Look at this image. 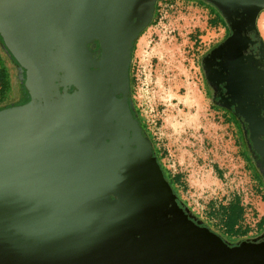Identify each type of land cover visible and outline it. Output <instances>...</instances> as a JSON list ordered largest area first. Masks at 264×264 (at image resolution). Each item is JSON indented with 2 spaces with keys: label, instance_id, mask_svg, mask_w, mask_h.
Instances as JSON below:
<instances>
[{
  "label": "water",
  "instance_id": "95a60500",
  "mask_svg": "<svg viewBox=\"0 0 264 264\" xmlns=\"http://www.w3.org/2000/svg\"><path fill=\"white\" fill-rule=\"evenodd\" d=\"M156 1L0 0V36L32 96L0 111V264H264V242L232 245L180 211L168 217L158 164L117 136L139 129L115 93L128 90L129 49ZM210 1L233 30L211 54L228 48L236 23L256 30L264 9ZM93 38L109 46L98 71L88 70ZM58 78L79 96L56 99Z\"/></svg>",
  "mask_w": 264,
  "mask_h": 264
},
{
  "label": "rangeland",
  "instance_id": "374dc122",
  "mask_svg": "<svg viewBox=\"0 0 264 264\" xmlns=\"http://www.w3.org/2000/svg\"><path fill=\"white\" fill-rule=\"evenodd\" d=\"M155 6L133 52L134 104L162 166L170 175H181L175 187L180 198L210 230L229 243L238 242L242 236L224 232L221 208L240 201L239 227L253 236L264 229L258 225L264 200L241 152L235 123L212 105L205 89L202 56L224 26L211 23L213 13L194 0H157ZM257 26L264 41V9ZM4 85L3 104L15 95L10 82Z\"/></svg>",
  "mask_w": 264,
  "mask_h": 264
},
{
  "label": "flooded vegetation",
  "instance_id": "af4514ba",
  "mask_svg": "<svg viewBox=\"0 0 264 264\" xmlns=\"http://www.w3.org/2000/svg\"><path fill=\"white\" fill-rule=\"evenodd\" d=\"M194 1L202 3L213 13V15L216 14L220 16L221 19L223 18L221 20V23L224 26L222 35L202 56L201 71L205 89L212 105L222 109L235 123V126L239 131L238 142L241 147V152L244 159L247 161L253 176L260 184L262 198H264V47L262 46V42L264 43V41L260 36L257 26V18L263 9L257 15L256 30L246 29L243 31V27L246 24L236 23V34L234 40L230 41L228 48L224 46L222 48L223 50L211 54L214 49L218 48L232 35L233 30L217 6H215L210 0ZM245 21H249V19ZM238 30L240 31L238 32ZM261 31L263 32V25H261ZM140 34L138 36H140ZM137 38L134 41L133 46L129 49L130 60L127 68L129 82L128 90L127 92H116L115 98H125L129 113L131 117L136 120L139 129L138 132H136L132 127H122V131L119 128L115 131L119 138L121 137L120 134L123 135L121 138H124L126 145L134 149L141 147L139 149L143 153H148L158 164L159 169L161 170L162 180L170 188V191L166 195L168 208L171 210L167 213L168 217H172L180 211L186 216L188 221L200 227H207L200 217L191 211L187 206V203L182 201L177 190L174 191L173 187L167 180L165 173L158 162V155L154 149L155 147L134 104L131 93L130 69L134 52L133 49L135 48ZM86 49L90 62L88 70H100L99 64L109 49L107 42L100 38H93L86 42ZM0 51L10 68H12L14 78L13 91L15 92V95L11 96L5 105H3V103L1 104L2 106L0 105L1 111L5 108L23 105L31 101L32 96L26 86V68H24L4 46L1 36ZM203 65H206L210 76L209 80L206 77ZM63 74H67L65 69L59 71V76ZM55 83L58 84V96H55L56 99L75 98L79 96L80 89L74 82L61 84V78H58V80H55ZM32 84L35 85L33 86V89L34 87L36 88L34 91L35 96H42V93H46V91H41V93L38 92V90H41L42 88L36 85L35 82ZM108 86H111V83H109ZM50 87L51 83H49L47 88L50 89ZM116 121V117L111 118L112 123H115ZM106 141H109V138H107ZM122 146L123 145H121V147ZM126 155L129 158L131 153L127 152ZM110 197L111 199L116 198L113 194H111ZM176 211H178V213ZM242 241L263 243L264 229L253 236L243 237L240 241L231 244L235 245Z\"/></svg>",
  "mask_w": 264,
  "mask_h": 264
},
{
  "label": "trees",
  "instance_id": "16d2710c",
  "mask_svg": "<svg viewBox=\"0 0 264 264\" xmlns=\"http://www.w3.org/2000/svg\"><path fill=\"white\" fill-rule=\"evenodd\" d=\"M155 9H156V6H155ZM154 13H155V11H154ZM221 20L222 19L220 16L214 14L213 17L211 18L210 22L216 23L218 21L219 23H221ZM3 105H5V104H3ZM155 151H156V149H155ZM156 153H157V151H156ZM158 162L161 165L167 180L169 181V183L171 184V186L173 187V189L175 191L176 190L175 187L178 186V183H180V181H181V175L180 174L170 175V173L166 172L165 168L162 166L159 159H158ZM263 200H264V198H263ZM222 209L223 210L221 211V213L224 214V219H223V223H222V226L224 227L223 228L224 232H231L232 235L239 234L240 236H245V234L249 231L248 228L247 227L240 228L239 224H238L240 221V218L243 214V206L240 204V201L236 200L232 204H230L228 207H222ZM258 225L260 227L264 226V214L260 217V219L258 221Z\"/></svg>",
  "mask_w": 264,
  "mask_h": 264
},
{
  "label": "crops",
  "instance_id": "0c3cea01",
  "mask_svg": "<svg viewBox=\"0 0 264 264\" xmlns=\"http://www.w3.org/2000/svg\"><path fill=\"white\" fill-rule=\"evenodd\" d=\"M2 78H4V80ZM5 82L6 83L10 82V88L13 90V81H12V74L10 71V66L8 65L5 57L3 56V54L0 51V91H2L3 87H5V85H4ZM8 87H9V84H8ZM1 97H2V95H0V102H1L0 104L3 103L1 100ZM222 210L223 209L221 208V211ZM221 226H222V224H221ZM242 237H246V236H242Z\"/></svg>",
  "mask_w": 264,
  "mask_h": 264
}]
</instances>
